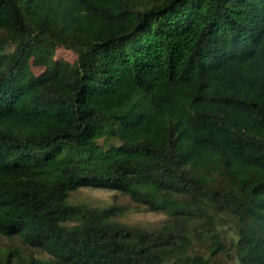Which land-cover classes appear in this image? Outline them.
Wrapping results in <instances>:
<instances>
[{
    "label": "trees",
    "instance_id": "1",
    "mask_svg": "<svg viewBox=\"0 0 264 264\" xmlns=\"http://www.w3.org/2000/svg\"><path fill=\"white\" fill-rule=\"evenodd\" d=\"M222 215L264 264V0H0V236L48 256L0 264H212L192 241L223 252Z\"/></svg>",
    "mask_w": 264,
    "mask_h": 264
},
{
    "label": "rangeland",
    "instance_id": "2",
    "mask_svg": "<svg viewBox=\"0 0 264 264\" xmlns=\"http://www.w3.org/2000/svg\"><path fill=\"white\" fill-rule=\"evenodd\" d=\"M54 58L56 60L72 62L76 58V55L65 49L58 48ZM32 70L38 75L42 73L43 68L32 66ZM68 201L73 205H82L88 208L118 207L122 212L115 220L140 228H154L165 220L163 213L146 211L142 206L133 203L128 196L106 188L81 187L70 193ZM77 222L78 220L69 224L74 225ZM217 229L223 237V252L212 255L207 248V242L201 244L193 240L190 254L208 258L212 264H239L234 249H232V244L236 242L234 220L231 217L222 215ZM11 248H18L20 253L29 259H48V256L43 251L23 245L18 237L7 239L0 236V254L9 251ZM167 264L173 263L169 262Z\"/></svg>",
    "mask_w": 264,
    "mask_h": 264
}]
</instances>
